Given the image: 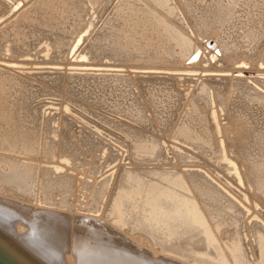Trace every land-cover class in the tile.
<instances>
[{"label": "bare ground", "instance_id": "obj_1", "mask_svg": "<svg viewBox=\"0 0 264 264\" xmlns=\"http://www.w3.org/2000/svg\"><path fill=\"white\" fill-rule=\"evenodd\" d=\"M208 51L233 73L182 83ZM262 64L264 0H0V233L70 264H264Z\"/></svg>", "mask_w": 264, "mask_h": 264}, {"label": "rangeland", "instance_id": "obj_2", "mask_svg": "<svg viewBox=\"0 0 264 264\" xmlns=\"http://www.w3.org/2000/svg\"><path fill=\"white\" fill-rule=\"evenodd\" d=\"M84 37H85V33L84 32H82L80 35L76 36V41L74 42V45L69 47L68 51L65 53L66 58L71 60L72 64H76L77 63L76 64L77 66L72 65V64H70V65L63 64V65H61V67H62L61 69L64 70L65 72H71L70 68H75V67L89 68V66L86 65V63L88 62V57L86 55H82V56L80 55L79 56V52H80L79 50H80V48L83 47ZM203 41L204 40H202V42ZM210 41H211V39H209L207 42L205 41L204 42L205 46L210 47L211 44H213V42H210ZM206 43H208V44L206 45ZM205 50L207 51L206 47H205ZM210 53L208 51V53H207L208 56H207V54H205L206 58L207 59L209 58L208 59L209 63L205 62V63L202 64L203 66H198V68L197 67H191L194 70L193 69L192 70H187V71L183 70L182 72H180L181 70L180 71L178 70L179 73H180V74H178L179 78L184 80L182 83H186V84L191 83V86L193 87L194 82H188L189 80L187 81V79H185V78H189V79L192 78V79L196 80L200 76H203V77H205L207 75L208 76L209 75L228 76V75L233 73V71H229V72H225V71H202L203 67L204 68L208 67V65L210 64V61H212L213 59L215 61L217 60V58L215 56V53L214 54H213V52L211 54ZM209 56L210 57L212 56V57L210 58ZM213 56H215V57L213 58ZM234 64H235V70H237L234 73H235V75L237 77H244V76L254 77V76H258L255 72H253L254 69H251L252 68L251 67L252 64L247 59H240V60L236 59ZM222 65H223V63L221 61L218 62V64H217L218 67L222 66ZM34 67H39V66L38 65L37 66L34 65ZM105 68H109V69H113V70H123V68L120 69L119 67H116V69H115V67L114 68L113 67H105ZM195 68L198 69V70H196ZM261 68L264 69V64H262ZM188 69H190V67ZM199 69H201V70H199ZM131 70L133 71V73H135L137 70L139 71L140 69L135 70L134 68H132L129 71H131ZM144 70H146V69H142L141 71L144 72ZM148 70L149 69H147L146 71H148ZM150 70H151V72H155L156 71L155 69H150ZM153 70H155V71H153ZM158 70L161 73L164 71L162 69H161L162 71L160 69H158ZM242 70H245V72H243ZM249 74H251V75H249ZM254 74H256V75H254ZM259 77H263V75H259ZM182 87L183 86H181V88ZM52 102H58V101L57 100H52ZM61 108H63V107H61ZM93 110L98 111V108H95ZM195 161L198 162V163L201 162V164L200 163L199 164L200 165L203 164V166L206 169L211 166V165H208V166L205 165L204 162L201 161L200 159H196ZM62 162H65V161H62ZM111 167H113V166H111ZM218 177L224 178V176H222L221 172L218 174ZM5 210L7 212H13L11 214V216H10L11 218L14 217V214H16L15 212L17 211V209L12 207V206L6 207ZM25 221H26V219L24 217L20 218L19 222L16 223L14 225L15 227H13V228L18 229L17 227L19 225L25 224ZM69 223H70V225H72L73 221L69 220ZM16 229H13V230L15 231ZM28 229L29 228L26 227L25 231H27ZM14 233L18 234L19 231L18 232L15 231ZM20 234L22 235L23 233H20ZM24 234H26V232H24ZM45 238L46 237L41 238L39 236V237L34 239L36 242H34V241H30L29 242V241H26V240L25 241L21 240L22 238H18V240H12V239L7 238L4 234L0 233V264H52V263H50V261H51L50 258H47V257H45L44 254H40L39 253L40 251L37 248V247H39L38 244L43 245L44 248H40V249H42L44 251H46L47 249L51 250V251H53L52 249L60 250L61 251L60 253H58V254H56L54 256L53 255H51V256L56 258L54 260H57V261H59V262H61L63 264H68V263L70 264L71 261L69 262L67 257L70 256L69 254H71V252L67 251V252L64 253L60 249L62 246L59 243L53 244V245L52 244L44 245L46 243L45 242Z\"/></svg>", "mask_w": 264, "mask_h": 264}, {"label": "clouds", "instance_id": "obj_3", "mask_svg": "<svg viewBox=\"0 0 264 264\" xmlns=\"http://www.w3.org/2000/svg\"><path fill=\"white\" fill-rule=\"evenodd\" d=\"M32 237L34 238L35 237V233L33 232V234H32Z\"/></svg>", "mask_w": 264, "mask_h": 264}]
</instances>
